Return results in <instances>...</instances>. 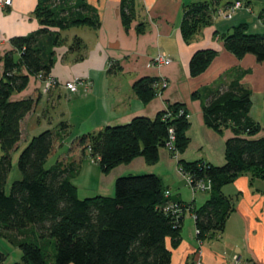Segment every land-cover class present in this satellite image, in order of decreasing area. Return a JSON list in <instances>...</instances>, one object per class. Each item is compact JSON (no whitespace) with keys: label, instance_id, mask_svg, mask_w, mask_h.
Wrapping results in <instances>:
<instances>
[{"label":"trees","instance_id":"obj_1","mask_svg":"<svg viewBox=\"0 0 264 264\" xmlns=\"http://www.w3.org/2000/svg\"><path fill=\"white\" fill-rule=\"evenodd\" d=\"M70 1L38 0L33 15L41 28L12 38V49L0 57V239L21 251V262L13 264H170L166 240L178 241L186 214L194 217L198 240L219 236L235 210L234 199L225 196L222 188L239 176H248L250 181L264 179L263 128L250 117L252 93L240 83L245 72L234 70L229 83L203 99L205 126L219 135L230 133L224 141V164L177 161L190 185L207 187L208 198L200 207L193 208L170 196L161 180L150 173L118 177L111 197L80 199L72 182L79 172L77 163L56 161L46 168L65 123L28 140L17 159L21 177L6 193L10 153L21 139V121L38 102L33 98L13 100L12 96L26 88L31 76L41 82L50 78L55 48L67 43L60 31L79 25L96 29L99 25L93 13L83 15L78 11L83 0H77L74 6ZM127 1L123 5L128 13L126 16L123 11L125 22L132 11ZM216 1L184 6L180 33L185 42L212 24ZM236 1L242 6L250 3ZM258 16L264 21V9ZM219 36L223 48L237 59L249 54L257 63H264V33H248L247 25L240 24ZM67 48L69 54L79 53L75 62L83 59L84 45L79 38H73ZM216 56L214 49L196 51L189 61L190 75L202 74ZM156 86L155 79L141 78L133 85V92L147 102L155 96ZM189 125L186 109L176 103L153 119L135 117L128 124L84 134L75 144L82 154L87 152L96 160L101 173L107 174L138 157L148 165L156 164L159 149L168 148L169 130L174 138L169 153L172 157L183 154L189 145ZM50 244L52 260L46 254ZM5 258L0 252V264Z\"/></svg>","mask_w":264,"mask_h":264},{"label":"crops","instance_id":"obj_2","mask_svg":"<svg viewBox=\"0 0 264 264\" xmlns=\"http://www.w3.org/2000/svg\"><path fill=\"white\" fill-rule=\"evenodd\" d=\"M201 1L128 0L132 11L126 22L123 11L126 16L128 13L123 10L124 0L82 1L78 11L83 15L93 13L99 25L96 29L79 25L60 31L61 38L67 43L55 48L56 60L49 75L57 85L42 95L41 80L31 76L26 88L12 96L13 100L38 99L33 110L21 121V128L26 119V126L32 129L30 138L47 129L56 130L60 123L66 124L59 144L54 145L46 163L48 166L56 161L68 163L77 159L79 172L72 180L76 186L75 180L81 170L87 175L92 170L85 160L87 152L83 155L75 144L78 137L105 127L128 124L135 117L153 119L168 105L178 103L186 109L190 124L187 130L189 145L185 152L172 157L167 148H160L159 160L154 165H147L141 157L135 158L127 164L130 168L123 169L109 181L100 176L104 182L96 189L95 196H113V181L129 176L127 174L132 172L128 171L135 162L136 171L156 175L170 196L184 204H192L193 208L205 203L208 194L192 193L177 172L178 160H202L215 166L224 164V141L230 133L224 131L219 135L205 126L203 99L210 91L229 83L233 71L238 70L245 72L240 81L242 86L251 93L262 91L261 100H264V63H257L249 54L237 59L223 48L219 34L240 24L247 25V29L251 25L252 29L264 33V25L250 3L238 9L231 19L224 18V13L236 0H223V3L218 0L213 5L212 24L185 42L180 33L183 8ZM76 2L71 0L69 4L74 6ZM37 3L38 0H12L10 6L0 9V57L12 49V38L41 28L33 15ZM75 37L84 45L83 59L77 62L74 58L79 53L69 54L67 48ZM204 49L216 50L217 56L202 74L192 77L190 58L196 51ZM158 54L164 55L170 63L160 67L152 65V59ZM141 78H152L157 82L156 94L147 102L133 92V85ZM72 81L76 82L75 92L63 87L64 83ZM162 82L167 84L164 89L160 85ZM252 110L253 102L250 117L257 122ZM261 137H264V129ZM96 167L100 172L98 164ZM224 190L234 199L235 210L228 217L223 233L198 240L194 217L186 214L178 241L166 240L170 264H232L235 256H239L243 264H264V179L250 181L248 176H239L223 187L222 193Z\"/></svg>","mask_w":264,"mask_h":264},{"label":"rangeland","instance_id":"obj_3","mask_svg":"<svg viewBox=\"0 0 264 264\" xmlns=\"http://www.w3.org/2000/svg\"><path fill=\"white\" fill-rule=\"evenodd\" d=\"M221 2L223 3L225 1L221 0ZM250 4L254 8L253 9L254 12H256L258 15L260 14V11H262L264 9V7L262 6V3L260 1H258V0H251L250 1ZM239 9H240V7H239ZM237 10L238 9H234V10L233 9H231V10L228 9V11L224 13L225 16L223 15V17L224 18H228L227 16H229V18L231 19L234 16V14H235V12ZM258 15H257V18L259 17ZM258 20H259V22L262 25H264V21L263 20L261 21L259 18H258ZM249 27L250 28L247 29V32L248 33H261V30L260 29H258V30L252 29V26L251 25ZM42 86H43V84L40 85L41 90H42ZM258 86H260L259 85V82H258ZM51 89L52 88H49V90L47 92H41V90H40V92H41L42 95H45V94H48ZM261 92L262 91H253L251 100L253 102V110H252L253 116L257 119V122L264 129V127H263L264 126V100L263 99L261 100V94H262ZM26 121L27 120L25 119L22 122V129H21L22 136H21V139H20L19 143L17 144L16 149L13 150L10 153V156H11V170H10V172L8 174L7 184L5 186L6 193L9 192V188H10L11 183L13 181H15V180H18L21 177L20 176V173L18 171V168H17L18 155L21 152V150L26 146V144L28 142V139H30L31 134H32L31 133L32 132L31 131L32 129H30V128H28V126H26V123H27ZM39 133H37V134H39ZM60 140H61V138H58L54 144L55 145L59 144V141ZM171 147H173V146H170L169 148H167V150L169 152L171 150ZM72 149L73 148H71V150ZM1 155H2V151L0 149V156ZM142 159L144 160V158H142ZM85 160L88 161L86 163L90 167L92 166V170L90 171V174L89 175H87L85 172H83V170H81V172L78 174V179L75 180V184L77 186V191H78V197L80 199L93 197V196H95L97 194V190L96 189L98 188V186L100 184H103V182H104V181L103 182L101 181L100 176H102L103 178L104 177L108 178L107 181H109L111 178L116 177L123 169L130 168L126 164H123V165H119L120 168L119 167L118 168L115 167L109 173L103 174V173L97 171V167H96L97 162H96V160H93L89 155H86V159ZM72 162L77 163V165H78L77 159H74ZM132 165H133L131 167L132 169H129V171H128V173H131V172L132 173L131 174H127V175H132V174H134V172L136 174H141V175L142 174H146V173L141 172V171H136L138 169H134V168H137L135 166V162ZM47 167H48V164L46 165V168ZM177 172H178V174L184 180H186L187 175L183 174V172L180 171V169L178 167V163H177ZM136 174L135 175H132V176H136ZM112 180H115V179H112ZM105 183H106V181H105ZM113 186H114V181L112 183L111 193L114 192V187ZM187 186H188V188L190 189V191L192 193H207L208 194V190L205 187H201V188L197 189L198 190L197 191L196 190V187H193L192 185L190 186L188 184H187ZM187 192H189V191H187ZM223 193L227 196L226 190H224ZM187 194H190V193H187ZM0 252H2L3 254H5V257L6 258H5L4 264H13L15 262H18L19 263L22 260L21 251L17 247H15L14 245L10 244L8 241H6L4 239H0ZM46 254H47V258L49 260H52V255H53V247H52V244H50L48 246V249H46ZM20 264H22V263H20ZM198 264H200V263L198 262Z\"/></svg>","mask_w":264,"mask_h":264},{"label":"built area","instance_id":"obj_4","mask_svg":"<svg viewBox=\"0 0 264 264\" xmlns=\"http://www.w3.org/2000/svg\"><path fill=\"white\" fill-rule=\"evenodd\" d=\"M11 1L12 0H0V9L4 8L6 6H10L11 5ZM239 7H242V4L239 1H235L234 4L232 5L231 9H239ZM228 18L226 19H230L229 16H227ZM170 63V60L167 59L166 57H164V55L162 54H158L156 55L153 59H152V65H154L155 67H160L162 65H168ZM43 86H42V90L41 92H47L49 90V88H52L53 86L57 85V81L55 79H53L52 77H50L49 79H47L46 81L42 82ZM161 88H165L167 86L166 82H162L161 84ZM63 87L65 89H67L70 92H75L76 91V82L72 81V82H66L63 84ZM182 113V112H181ZM169 144H168V148L170 146H172L171 142L173 141V134H172V130H169ZM172 148V147H171ZM186 180L188 181L189 185H190V181L188 180V178H186ZM201 183L198 184V186H196V190L201 188V187H205L204 184L200 185ZM191 186V185H190ZM207 188V187H205ZM198 191V190H197ZM198 264V262H197ZM232 264H243L239 258V256H235L233 257V261Z\"/></svg>","mask_w":264,"mask_h":264},{"label":"water","instance_id":"obj_5","mask_svg":"<svg viewBox=\"0 0 264 264\" xmlns=\"http://www.w3.org/2000/svg\"><path fill=\"white\" fill-rule=\"evenodd\" d=\"M248 1H251V0H248ZM258 1H260L261 3H264V0H258Z\"/></svg>","mask_w":264,"mask_h":264}]
</instances>
